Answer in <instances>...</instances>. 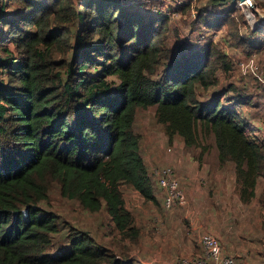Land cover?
Returning <instances> with one entry per match:
<instances>
[{
  "label": "trees",
  "instance_id": "1",
  "mask_svg": "<svg viewBox=\"0 0 264 264\" xmlns=\"http://www.w3.org/2000/svg\"><path fill=\"white\" fill-rule=\"evenodd\" d=\"M13 2L21 10L10 16ZM204 12L197 23L207 30L229 23ZM134 15L118 0H0V264H128L75 228L68 248L53 253L61 227L41 204L57 182L83 208H106L119 234L137 241L121 183L158 201L134 130L140 109L156 108L169 139L179 136L188 149L213 138L220 164H235L241 201L255 196L264 139L238 112L246 89L231 84L229 104L199 94L219 86L217 72L231 71V57L211 43L177 56L166 17ZM253 32L259 40L244 41L248 56L264 46V32Z\"/></svg>",
  "mask_w": 264,
  "mask_h": 264
},
{
  "label": "rangeland",
  "instance_id": "2",
  "mask_svg": "<svg viewBox=\"0 0 264 264\" xmlns=\"http://www.w3.org/2000/svg\"><path fill=\"white\" fill-rule=\"evenodd\" d=\"M118 1L126 9L136 10L135 17L140 15L147 20L166 17L168 45L177 56L205 48L208 43L228 54L233 61L231 71L224 73L221 68L217 72L219 86L211 88L210 93L199 91L200 99L209 100L219 94L223 103L229 104L235 102L234 96L244 87L248 95L240 99L243 108L239 106L238 112L244 113L250 121L253 135L264 139L262 89L252 78L243 76L239 65L250 54L244 41L259 40L253 37L258 19L252 23L248 9L232 0L220 7L213 6L209 0H183L182 5L177 4L178 0ZM256 4L264 12V2L257 0ZM20 10L13 2L9 4L7 14H18ZM203 11L210 12L215 18L223 16L229 23L220 29L207 30L202 23H197L198 15ZM256 53L259 63L264 64V46ZM231 84L237 91L229 92ZM155 110H138L134 130L142 136L140 154L158 201L147 202L132 185H120L125 206L140 230L138 240L122 237L106 208L91 212L80 202L64 197L60 185L53 182L49 199L41 204L58 216L61 227V233L52 237V252L60 253L68 248L71 229L75 228L88 232L109 256L123 258L128 264H199L198 261L204 258L203 237L211 234L221 241L225 257L233 256L239 264H264V176L258 180L255 196L249 202L241 201L235 183V164H220L214 139H201L197 148L188 149L179 136L169 139L164 127L156 120ZM168 166L174 168L188 196V204L173 211L164 206L165 191L158 184L156 174ZM252 241L260 246L255 254L263 255L254 262L248 247Z\"/></svg>",
  "mask_w": 264,
  "mask_h": 264
},
{
  "label": "built area",
  "instance_id": "3",
  "mask_svg": "<svg viewBox=\"0 0 264 264\" xmlns=\"http://www.w3.org/2000/svg\"><path fill=\"white\" fill-rule=\"evenodd\" d=\"M171 1V0H170ZM257 0L240 1L237 3L240 7H245L250 12L249 19L252 23L257 21L255 29L264 32V12L256 4ZM264 2V0H261ZM177 4L182 5L183 0H178ZM221 16L222 14H218ZM264 36V34H263ZM241 73L245 77L252 78L262 89L264 95V64H260L257 58V53L254 52L247 56L245 60L239 62ZM251 126L249 125L248 128ZM174 168L171 166L164 167L157 171L159 176L158 184L164 189L165 199L164 206L167 209H172L178 206H186L188 204V197L185 190L180 186L179 179L176 176ZM204 248V258L199 260V264H238L235 257H225L221 248V243L217 237L211 234H206L202 240Z\"/></svg>",
  "mask_w": 264,
  "mask_h": 264
},
{
  "label": "crops",
  "instance_id": "4",
  "mask_svg": "<svg viewBox=\"0 0 264 264\" xmlns=\"http://www.w3.org/2000/svg\"><path fill=\"white\" fill-rule=\"evenodd\" d=\"M242 99H244V97L242 98ZM235 183H236V175H235ZM187 185V184H186ZM187 189H188V187H187ZM226 198H228L227 196H226ZM249 247V250H250V254H249V256H250V258H251V260L254 262L256 259H261L262 258V254H255L256 253V251H258V250H260V246H257V244L254 242V241H252V244L250 245V246H248Z\"/></svg>",
  "mask_w": 264,
  "mask_h": 264
},
{
  "label": "water",
  "instance_id": "5",
  "mask_svg": "<svg viewBox=\"0 0 264 264\" xmlns=\"http://www.w3.org/2000/svg\"><path fill=\"white\" fill-rule=\"evenodd\" d=\"M238 0H232V2H237ZM240 1H242V2H244V1H247V0H240Z\"/></svg>",
  "mask_w": 264,
  "mask_h": 264
}]
</instances>
